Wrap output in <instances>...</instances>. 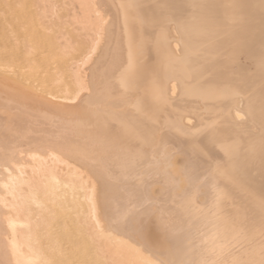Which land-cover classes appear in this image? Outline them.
<instances>
[{"label": "bare ground", "instance_id": "bare-ground-1", "mask_svg": "<svg viewBox=\"0 0 264 264\" xmlns=\"http://www.w3.org/2000/svg\"><path fill=\"white\" fill-rule=\"evenodd\" d=\"M0 264H264V0H0Z\"/></svg>", "mask_w": 264, "mask_h": 264}]
</instances>
